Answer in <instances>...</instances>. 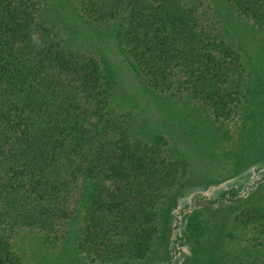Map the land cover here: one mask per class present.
Here are the masks:
<instances>
[{"label": "trees", "instance_id": "16d2710c", "mask_svg": "<svg viewBox=\"0 0 264 264\" xmlns=\"http://www.w3.org/2000/svg\"><path fill=\"white\" fill-rule=\"evenodd\" d=\"M223 1L238 17L264 16V0ZM41 5L0 0V264H22L9 239L19 227L50 242L76 229L77 245L96 258L122 237L135 240L126 229L164 180L149 154L119 147L100 65L62 44L58 29L38 19ZM81 9L116 24L124 51L159 92L197 96L229 69L226 31L202 0H81ZM184 213L174 212L170 260L181 252ZM262 255L254 250L246 264H264Z\"/></svg>", "mask_w": 264, "mask_h": 264}, {"label": "rangeland", "instance_id": "374dc122", "mask_svg": "<svg viewBox=\"0 0 264 264\" xmlns=\"http://www.w3.org/2000/svg\"><path fill=\"white\" fill-rule=\"evenodd\" d=\"M202 1L226 31L230 64L224 60L227 73L211 76L194 96L145 84L116 24L89 19L81 0H41L38 19L58 29L65 47L100 65L107 110L118 118L111 134L123 136L119 147L149 154L153 175L164 180L137 209L136 226L126 229L135 240L122 237L96 258L77 245L76 229L50 242L19 227L9 239L22 264H246L256 249L264 262V16L238 17L223 0ZM178 208L185 210L183 239L179 257L170 260Z\"/></svg>", "mask_w": 264, "mask_h": 264}]
</instances>
